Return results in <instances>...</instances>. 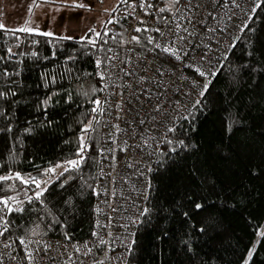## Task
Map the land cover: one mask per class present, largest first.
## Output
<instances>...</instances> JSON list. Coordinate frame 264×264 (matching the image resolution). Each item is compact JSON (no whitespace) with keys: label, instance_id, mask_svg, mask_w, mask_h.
<instances>
[{"label":"trees","instance_id":"1","mask_svg":"<svg viewBox=\"0 0 264 264\" xmlns=\"http://www.w3.org/2000/svg\"><path fill=\"white\" fill-rule=\"evenodd\" d=\"M132 1H119L95 46L0 29V176L13 177L0 181V198L13 197L19 205L11 206L22 209L5 217L9 229L0 238L80 243L105 225L97 187L106 162V54L116 46L122 58L125 45L123 25L114 22L118 31L113 34L107 22L117 21L116 13ZM249 4L255 11H248L247 28L238 29L239 39L203 82L207 91L199 95V104L175 121L159 143L148 168L143 210L132 213L126 226L131 243L123 264H242L259 231L248 264H264V0ZM132 43L137 47L139 42ZM124 93H116L120 107L132 104ZM96 99L101 112L91 111ZM89 123L85 160L59 175L68 160L79 159L78 138ZM56 165L61 167L54 173L45 172ZM40 172L46 175L35 178L47 191L29 201L39 189L16 174L27 179ZM119 213L113 208L105 229L108 246L114 244L113 231H120ZM104 247L96 245L97 250ZM114 254L108 248L107 258Z\"/></svg>","mask_w":264,"mask_h":264},{"label":"built area","instance_id":"2","mask_svg":"<svg viewBox=\"0 0 264 264\" xmlns=\"http://www.w3.org/2000/svg\"><path fill=\"white\" fill-rule=\"evenodd\" d=\"M181 2L187 4L188 0ZM131 3L139 5L140 0H133ZM146 3L153 5L146 10L149 14L138 6L133 10L128 5L116 13L115 19L123 25L122 32L125 34L124 54L121 58V49L116 46H109L111 51L106 54L107 87L103 92L102 122L106 162L101 165L97 187L101 196L98 202L99 212L105 216V225L94 230L97 235L80 243L33 237L23 239L25 244L21 245V239L12 241L0 238V264H29L25 258L26 247L36 257L31 264H100L101 261L103 264H123L131 243L126 226L128 221L134 219L132 213L139 215L143 210L148 190V168L155 158L162 137L175 121L187 115L190 107L198 100L203 82L216 72L222 55L237 38L238 29L252 9L249 0H236L239 7L232 4L231 0L227 6H224V0H218L216 5H213L212 0H193L194 4L200 5L193 9V20H204L207 17L208 27H214L216 31L209 33L200 23H196L194 27L198 35H193L184 42L189 55L181 53V59L176 60L164 53L162 48H155L154 43L149 44L146 39L153 36L156 42L168 46V41L173 39L171 35L161 37L155 31H135L137 27L162 30L170 27L157 19L158 16L171 19L174 9L165 13L158 12V8H168L170 4L166 0H146ZM209 12L212 13L211 16L207 15ZM141 20L144 21L143 24L140 23ZM186 26L190 31L193 29L192 24ZM109 31L115 34L118 31L117 25L111 23ZM132 37L140 38L137 47L132 43ZM179 43L177 42V46ZM197 45L199 47H195ZM109 57L113 59L109 60ZM197 68L205 75L201 76ZM141 77L144 79L141 80ZM155 81H163V85L158 86ZM119 90L125 92L124 99L132 104L117 108L120 97L116 93ZM141 120L144 121L143 124L140 123ZM114 125H119L121 131L117 132ZM11 204L14 207L19 205L16 201ZM113 208L120 209L117 222L120 231H113L114 244L108 246L106 242L101 245L100 239H107V234L104 233L112 220ZM96 245L105 247L97 250ZM88 248L92 252L85 255ZM108 248L115 251L111 258H107Z\"/></svg>","mask_w":264,"mask_h":264},{"label":"snow or ice","instance_id":"3","mask_svg":"<svg viewBox=\"0 0 264 264\" xmlns=\"http://www.w3.org/2000/svg\"><path fill=\"white\" fill-rule=\"evenodd\" d=\"M122 2L127 3L128 0H122ZM213 5H216L218 0H212ZM166 3L170 4V7L165 8V7H160L158 8V12L159 13H165L166 11H172L174 9V11L172 12V17L171 19L167 18V17H162V16H158L157 19L161 22H163L167 27V30H162L161 28H155V29H148V28H141V27H137L135 29V31L137 32H148V31H155L157 33H159V35L161 37H168L169 35H171L173 37V39H171L170 41H168V46H162L159 42H156V38L153 36H148L147 42L149 44H155V48H162V51L166 54H170L173 58H175L176 60H180L181 59V53L184 56H188L189 55V51L185 50V44L184 42L186 40H188V38L192 37L193 35H198V33L195 32V27L194 25L196 23H200L203 27L206 28L207 32H214L216 31V28L214 27H208L207 25V17H205L204 20H193V16L195 15L193 9H197L200 7L199 3L194 4L193 0H188L187 4H182L181 0H166ZM229 3V0H224V6H227ZM231 3L236 5V7H239L238 4H236V0H231ZM129 8L131 9H135L137 6L139 8H141L142 10H147L153 7L152 4L150 3H146V0H140L139 5L135 4V3H131L128 5ZM260 5L257 4L256 8H259ZM252 11H255V8L252 9ZM192 13V15H188V13ZM146 14L147 13L146 11ZM208 16H211L212 13L209 12L207 14ZM118 23V21H113V20H109L107 23ZM186 22V23H185ZM141 24L144 23V21H140ZM186 24H192L193 25V29L190 31L189 28L186 26ZM4 28L3 24H0V29ZM244 28H247V24L243 25V27L240 29L241 31L244 30ZM13 32L15 31H20V32H32L34 31V29H31L29 27H22L19 29H15V30H11ZM90 32L94 33L95 37H100L101 33L95 31V29H90ZM254 31V30H253ZM107 31L104 33L105 36H107ZM43 35H51V33H43ZM87 37H82L81 39H85ZM113 39H115V37H113ZM237 39H239V37H237ZM133 41L139 42L140 38L139 37H132ZM107 41H104V43H106ZM177 42L179 43V46H177ZM88 43L95 46L96 45V40L95 39H88ZM195 47H199L198 45ZM9 52H11V49H8ZM107 51H111V49H108ZM204 55L206 56L207 53H204ZM203 58V57H202ZM113 59L112 57H109V60ZM97 66L99 67L101 61L97 60ZM197 72H199V74L201 76H204L205 73L200 71L198 68L196 69ZM160 75H163V72H161L159 69L156 70ZM215 74V73H214ZM5 75H7V73H5ZM101 78H103V76H101ZM141 80L144 79V77L140 78ZM155 83L158 86H162L163 85V81H155ZM107 87V85L105 86ZM96 89L93 88L92 92H95ZM207 91V84L204 87V90L200 93L201 96L204 95V92ZM2 95V94H0ZM85 95H87V93H85ZM93 103L96 105V107L92 108V112H101L102 109L100 107L101 105V101L99 99H96L95 101H93ZM197 104H199V101L196 102ZM120 105H117V108L119 109ZM157 110L159 111V106H157ZM95 119V117L93 118ZM140 123H144L143 120L140 121ZM117 132L121 131V129L119 128V125H114L113 126ZM91 128V123H89L88 125H85L82 128V132L84 133V135H81L78 139L80 141L79 147H78V151H77V155L79 157V159H71L68 160L66 162V166L64 167L63 172H61L59 175L63 176L65 172H70L72 169H78L81 164L83 163V161L85 160V156L84 153L87 150V148L89 147V145L86 143V134L88 133L89 129ZM172 129H170L171 131ZM30 131V130H29ZM111 151V150H110ZM61 167V165H56V167L54 168H48L45 170L46 173H54L56 171V168ZM12 176H0V181H4V180H10L12 179ZM17 179H20L21 182L23 184H33L35 185L36 189H39L38 191H35L34 196H28L27 199L29 201H32L33 199L36 200H40V198L43 196L44 192L47 191V188H43L41 187V180L35 178V177H29L27 179L23 178L20 176L19 173L16 174ZM47 183V182H45ZM13 197H5V198H0V236H3L9 229V224L10 222L5 218L8 214H11L13 212H19L22 211V209H20L19 207L17 208H13L11 206V203L14 202ZM197 208H200L201 205L197 204L196 205ZM93 235H97V233H93ZM261 235H264V232L261 233ZM21 245L25 244V241L23 239L20 240ZM99 243L101 245L105 244L106 241L103 240V238L100 239ZM5 247H9L10 245H4ZM45 251H47V248H45ZM77 251H79V249H77ZM255 251V249L249 251L248 253V258L251 259L253 252ZM92 252L91 248H88L87 252L85 253V255L89 254ZM15 259V257H13ZM25 258L29 261V264H31V262L36 259V257L32 254V251L29 250L27 247L25 248ZM2 259V258H0ZM100 264H103V262L101 261ZM244 264H248V260L246 259L244 261Z\"/></svg>","mask_w":264,"mask_h":264},{"label":"rangeland","instance_id":"4","mask_svg":"<svg viewBox=\"0 0 264 264\" xmlns=\"http://www.w3.org/2000/svg\"><path fill=\"white\" fill-rule=\"evenodd\" d=\"M119 1L0 0V24H3L4 28L12 30L29 27L34 29L32 31L34 33H51V36L55 37L88 41V39L96 38L94 33L89 30L94 28L95 31L101 32ZM82 37L87 38L81 39ZM45 175V172H40L32 174L30 177ZM258 235L249 251L254 249ZM248 253L244 261L249 260Z\"/></svg>","mask_w":264,"mask_h":264}]
</instances>
